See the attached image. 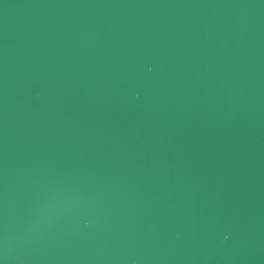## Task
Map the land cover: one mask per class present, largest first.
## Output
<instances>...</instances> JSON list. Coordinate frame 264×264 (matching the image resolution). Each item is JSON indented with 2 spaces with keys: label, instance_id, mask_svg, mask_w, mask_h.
I'll return each mask as SVG.
<instances>
[{
  "label": "water",
  "instance_id": "obj_1",
  "mask_svg": "<svg viewBox=\"0 0 264 264\" xmlns=\"http://www.w3.org/2000/svg\"><path fill=\"white\" fill-rule=\"evenodd\" d=\"M0 264H264V0H0Z\"/></svg>",
  "mask_w": 264,
  "mask_h": 264
}]
</instances>
